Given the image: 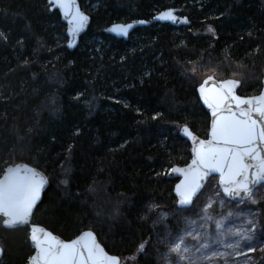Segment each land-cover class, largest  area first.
<instances>
[{
	"label": "trees",
	"instance_id": "trees-1",
	"mask_svg": "<svg viewBox=\"0 0 264 264\" xmlns=\"http://www.w3.org/2000/svg\"><path fill=\"white\" fill-rule=\"evenodd\" d=\"M78 2L90 23L68 50L46 0H0V175L16 163L46 175L31 223L63 240L91 230L121 264H157L159 236L176 211V179L166 174L190 160L179 129L208 133L196 87L212 76L239 81V95L261 89L264 0ZM172 7L188 25L152 23L126 41L104 32ZM28 235L0 217V264H27Z\"/></svg>",
	"mask_w": 264,
	"mask_h": 264
},
{
	"label": "snow or ice",
	"instance_id": "snow-or-ice-1",
	"mask_svg": "<svg viewBox=\"0 0 264 264\" xmlns=\"http://www.w3.org/2000/svg\"><path fill=\"white\" fill-rule=\"evenodd\" d=\"M48 2L62 9L65 16H71V23L74 25L73 34L85 26L88 17L80 13L78 8L73 12V0H48ZM157 19L177 22V17L172 10L161 13ZM184 22H188L187 18L184 19ZM140 23H144V21H140ZM131 27V24L114 25L109 31L126 35L127 29ZM209 31L212 29L209 28ZM0 39H7L5 33L0 32ZM71 46L69 44V47ZM208 79L211 80L212 77ZM207 83L208 81L205 80L204 84ZM238 84L239 81L236 80L224 81L219 91L211 98L206 95L204 85H201L199 89L204 96L205 103L213 110L212 115L216 119L212 124V139L198 142L199 147L193 149L195 158L189 168L187 170L173 169V171L183 172L186 178L182 185L177 186L181 205L193 204V197L201 188L199 180L202 178L201 172L204 170H207L204 171L205 175L212 171L221 174L223 194L228 197H240L241 193L248 195L251 193V185L264 183V93L256 97L241 99L233 94V88ZM229 101L235 102L238 111L232 110ZM241 105H247V108H241ZM225 112L227 115L224 114ZM153 119L156 117L154 116ZM183 131L193 140L196 139L186 126ZM249 161H255V164H250ZM46 183V178L35 169L27 166L9 168L4 180L0 181V214L6 217L3 223L8 227L28 223L32 208L39 200L41 189ZM62 183L67 184V180ZM219 194L217 193V195ZM211 207L212 204H207L197 215H200L202 220H212V217L207 215L208 208ZM153 210V208H149L147 211ZM232 215L233 213L229 212L226 217L216 221L215 236H210L207 231L203 234L196 231L193 225L197 222L185 217L187 227L182 230L184 234L169 233L168 253L162 257V260L165 264H172L170 257L175 255L181 264L186 260L189 261V264H198L197 259L188 255L191 252L186 244L188 237L197 242L196 251L210 247L208 241L222 244L229 249H237L240 247L241 241H248L249 250L255 251L251 247L250 242L253 237L248 230H233L224 227L228 217ZM159 220L161 222L166 220V216L159 217ZM247 223L253 226L251 231L254 232V222L248 220ZM201 227H206V225H201ZM38 231L41 233L40 235L37 234ZM232 237L238 239L225 243ZM31 239L35 243L38 254L29 258V264H120L118 257L108 256L104 253L103 249L95 243L91 232H85L77 240L66 243L57 240L42 229L33 228ZM201 241L205 242L201 243ZM146 244V241L140 243L138 252H144ZM241 254L246 255V253ZM219 255L225 256L227 253ZM203 258L212 259L207 256Z\"/></svg>",
	"mask_w": 264,
	"mask_h": 264
},
{
	"label": "rangeland",
	"instance_id": "rangeland-1",
	"mask_svg": "<svg viewBox=\"0 0 264 264\" xmlns=\"http://www.w3.org/2000/svg\"><path fill=\"white\" fill-rule=\"evenodd\" d=\"M170 170V169H169ZM168 170V171H169ZM168 173V172H167ZM220 193L217 180L212 177L207 182L205 189L201 194V199H198L196 203L189 208L191 210L181 211L176 208V211L168 214L169 219L174 217L173 220L163 225L161 238V246L158 252L157 264H165L162 257L168 253V239L169 233L175 235L176 233L184 234L182 230L187 227L185 217H189L195 220L197 223L193 225L196 231L203 234L205 231L210 236H215L216 221H220L223 217H226L229 212L233 213L231 217H228L225 222V228H232L233 230H248L253 239L250 244L255 251H250L248 241H241L240 247L237 249L225 248L219 243H210V247L207 249L201 248L200 251H196L198 244L192 240L191 237L186 239L187 246L191 249L188 254L190 257L197 259L198 264H264V215L262 213L261 204H264V185H261L254 189L250 198L241 202H231L225 199ZM223 201V203H221ZM207 204H212L211 208H208L207 215L212 217V220H202L198 213H201V209ZM176 207V206H175ZM248 220H252L255 224V231L252 232V225L247 223ZM206 225V227H201ZM238 239L232 237L226 240L225 243L231 242V240ZM205 241H201L203 243ZM220 253H227L225 256H220ZM241 253H246L243 255ZM212 257V259H204L203 257ZM172 264H181L175 255L170 257ZM127 264H132V260H126ZM124 262V264H126ZM182 264H189V261H184Z\"/></svg>",
	"mask_w": 264,
	"mask_h": 264
},
{
	"label": "water",
	"instance_id": "water-1",
	"mask_svg": "<svg viewBox=\"0 0 264 264\" xmlns=\"http://www.w3.org/2000/svg\"><path fill=\"white\" fill-rule=\"evenodd\" d=\"M47 3L50 5V9L52 10H56L58 13H59V16H60V20L61 22L65 25V35H66V38H67V43H66V48L68 50H72L74 49L77 45H78V42H79V37L82 36L88 26H89V23H90V17L81 9L80 5H79V2L78 0H73V3H74V7H73V12H75L76 8L79 9V12L82 13L83 15H86L88 17V20L85 24V26L79 31V32H76L75 34H73V28H74V25L71 23V16H65L64 15V11L62 9H59L57 7H55V5L53 4H50L48 2V0H46ZM169 10H172L173 11V14L177 17V22L173 23L171 20H161V19H157V17L160 16L161 13H164V12H167ZM187 18L183 15H180L179 14V9L178 8H166L164 10H161L160 12L156 13L152 19L150 20H133V21H129V22H114V23H111L109 24L106 29H105V33L111 37H114L116 39H121V40H124L126 41L129 37V35L133 32L134 29L138 28V27H143V26H149L150 24L152 23H158V24H168V25H171V26H186L189 24V21H188V18H187V23L184 22V19ZM140 21H144V23H140ZM128 24H131L132 27L127 29V34H118V33H115V32H112V31H109L110 28H112L114 25H128ZM69 44H71L72 46L69 47ZM209 77H212V76H209ZM209 77H206L202 80V82L196 87V95H197V98H198V101L200 103V105L203 107V109L205 110V112L207 113L208 115V133H207V136L205 138H200L198 137L196 134H194L190 129L189 127H187L192 135L196 138L195 140H193L191 137H189L188 135H186L183 131L184 126L180 127L179 129V132L178 134L180 135V137H182L188 144H189V147H190V160L187 164L183 165V166H173L169 171L168 173L166 174V177L167 178H172V179H176V183L174 184V187H173V195L175 197V206L177 209H185V208H190L192 205H181L180 204V194L177 192V186L178 185H182L184 182H185V175L183 172L181 171H173V169H183V170H187L189 168V166L192 164V160L195 158V152L193 151L194 148H198L199 147V141H208V140H211L212 139V136H211V131H212V124H213V121L216 119V117H214L212 115V109L208 107V105L205 103V100H204V96L200 93L199 89L201 87V85H204L205 89H206V95L209 96V98L213 97L220 89L222 83L226 80H235V79H232V78H228V79H216L215 77H212L211 80H209L208 78ZM207 80L208 83L207 84H204V81ZM237 81V80H236ZM239 85V84H238ZM238 85L236 87L233 88V94L235 96H238L240 97L241 99H247V98H251V97H256V96H259L260 94L264 93V72L262 74V79H261V89L259 91L258 94L256 95H252V96H245V95H239L237 93V88H238ZM228 103H231L232 105V110L233 111H238L235 107V102H232V101H229ZM241 108H247V105H241ZM225 115H227V113L225 112L224 113ZM250 164H255V161H249ZM25 167L27 166L28 168H32V169H35L38 173H40L43 177L46 178L47 180V177L46 175L40 171L39 169L35 168V167H32L30 166L29 164H26V163H16V164H11V165H8L3 173L0 175V181H3L5 176L7 175V170L9 168H15V167ZM204 171H207V170H204ZM204 171L201 172V176L202 178L199 180V183L201 184V188L199 189V191L197 192L196 196L193 197V203L195 202L196 198L199 196L200 192L203 190L204 186L206 185L207 181L212 178V177H215L216 180H217V186H218V189L221 193V195L227 199L228 201H232V202H241L243 200H246L248 198H250L251 194L253 193L254 189L261 186V185H264V183H258V184H254V185H251V193L248 194V195H245L244 193H241V196L240 197H228V196H225L223 194V190H222V185H221V174L219 172H215V171H212V172H208L206 175L204 174ZM47 185H48V180H47V183L44 185V187L41 189V193H40V198L39 200L36 201L34 207L32 208V211H31V214L28 218V223L26 224H18L14 227H8L6 226L3 221L6 219V217H4L2 214H0V217L2 218V225L8 229H12V228H16V227H27L28 228V239H29V243L33 249V253L31 254L30 257L34 256V255H37V249H36V246H35V243L32 241L31 239V235H32V230L33 228H36V229H42L44 232L46 233H50L52 235V237L56 238L57 240L59 241H62V242H71V241H74V240H77L83 233L85 232H91L93 234V239L95 241V243L103 249L104 253H106L108 256H115V257H118L116 255H112V254H109L108 252L105 251V249L103 248V246L99 243V241L97 240L95 234L91 231V230H84L82 232H80L76 237H74L73 239L71 240H63L62 238L58 237L57 235L53 234L52 232H50L49 230L45 229L43 226L41 225H38V224H34V223H31V219H32V215H33V212L37 206V204L39 203L40 199H41V196H42V193L45 191V189L47 188ZM38 235H40L41 233L38 231L37 232ZM1 255H2V250H1V247H0V259H1ZM119 258V257H118ZM120 260V258H119ZM27 264H29V260L27 262ZM120 264H121V261H120Z\"/></svg>",
	"mask_w": 264,
	"mask_h": 264
}]
</instances>
